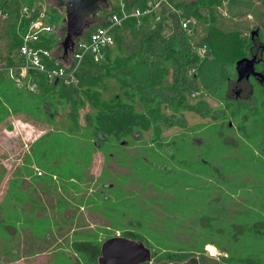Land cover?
<instances>
[{
	"label": "trees",
	"instance_id": "1",
	"mask_svg": "<svg viewBox=\"0 0 264 264\" xmlns=\"http://www.w3.org/2000/svg\"><path fill=\"white\" fill-rule=\"evenodd\" d=\"M0 1L9 11L0 30L9 54L21 44L29 21L19 20L21 4L37 0ZM125 1L128 7L145 4ZM172 1L209 26L199 39L208 46L205 58L177 25L163 37L151 13L115 28L114 44L102 60L87 54L75 86L48 82L42 74L40 91L33 94L0 74V125L12 131L9 117L45 125L8 180L0 159L1 258L54 252L60 264H74L72 256L80 264H99L102 242L121 230L120 236L141 241L153 258L163 241L180 245L168 248L178 254L159 256L168 261L211 243L227 254L226 264H264V38L252 37L247 45L241 36L216 30L221 0ZM64 17L63 7L48 0L43 21L52 30L41 31L36 46L60 54ZM252 56L262 77L238 80L236 61ZM193 91L200 92L192 96ZM187 111L208 120L188 125ZM174 127L175 134L164 135ZM99 153L103 160L95 171ZM33 165L44 173L38 176ZM190 182L192 192L208 198L206 207H180L175 219L167 216L173 212L160 214L161 220L143 213L156 190L179 191V183ZM94 205L102 213L90 210ZM172 227L178 233L167 236Z\"/></svg>",
	"mask_w": 264,
	"mask_h": 264
},
{
	"label": "built area",
	"instance_id": "2",
	"mask_svg": "<svg viewBox=\"0 0 264 264\" xmlns=\"http://www.w3.org/2000/svg\"><path fill=\"white\" fill-rule=\"evenodd\" d=\"M6 1L10 2L11 0ZM144 1L143 7H128L125 0H108L103 4L107 6V12L100 15L102 17L100 23L94 29L88 30L91 26L86 28L82 35L75 39L73 49L64 54L62 48L58 56L54 54L53 50L44 49L35 44L40 39L41 31L52 30V27L43 21L48 1L37 0L30 4H21L19 20L21 18L28 19V25L21 35V44L15 46L9 54L6 51V46H2L0 39V74L5 73L16 88L25 89L33 94L40 91L38 76L42 74L46 76L48 82L59 81L67 86H75L78 84L76 74L87 54H90L94 61L102 60L104 50L114 44L113 30L115 28L122 26L123 22L131 17H141L151 13L154 14V22H160V33L163 37L171 35L175 30V25H177L187 37L193 40L197 55L200 58L207 56V44L200 42L197 38L198 26L201 22L195 16L187 15L185 10L177 6L172 0ZM228 1L221 0L216 8L221 10L222 7L227 6ZM250 1L264 5V0ZM99 13L93 17H99ZM8 17L9 11L1 5L0 1V30L5 26ZM248 17L251 16L248 15ZM152 27H154L153 23ZM86 31H89L88 37ZM195 71L196 65L190 66L186 70L188 78L192 77ZM199 92L193 91L191 95L196 96ZM208 251L210 252V250Z\"/></svg>",
	"mask_w": 264,
	"mask_h": 264
},
{
	"label": "rangeland",
	"instance_id": "3",
	"mask_svg": "<svg viewBox=\"0 0 264 264\" xmlns=\"http://www.w3.org/2000/svg\"><path fill=\"white\" fill-rule=\"evenodd\" d=\"M49 1L50 2L55 1L61 7H63L59 3V0H49ZM184 1H188V0H184ZM104 7L107 8V6L101 5V7L98 11V13L100 12L99 17L94 18L92 16V17L88 18L87 29H88V27L91 26V28H89L88 30L94 29L96 27V25L100 23V20L102 19V17H100V15H102V13H103L102 12L103 10H101V9ZM63 9H64V7H63ZM215 11H216L217 19L214 22V26H215L214 28L216 30L222 31L224 35L227 36L228 34H230L231 36H241L240 38L243 41H246L247 45L250 43L252 37H255V39L264 38V5L256 4L250 0H229L226 7H222L221 10L215 8ZM248 15H250L251 17H248ZM208 28H209V26H207L206 24H203L201 22L198 26V37L197 38L201 39L202 37H205V35L207 34V31H208ZM255 29H257L258 32L256 35L252 36L251 32ZM232 32H236V33H232ZM191 100H190V102H193V100H195V99L191 98ZM207 102L211 106H217V100L215 98L207 97ZM83 114H84V110H81V115H83ZM184 115H185L186 123L188 125H196V124L204 123L208 120L205 118H201L198 114H196L195 112H192V111H187V112H185ZM8 122H11V124H13L14 128L12 131L11 130L6 131L5 126L0 125V159H1V157H3V158L7 157V158H9L8 162L10 161V164H11V162H13V160L16 159L15 161L18 162L19 164H21V159L23 156L22 152L23 151L25 152L26 150L29 149L31 141L41 133V130H39V127L45 129V125L37 123L36 124L37 127H36V126L28 123L27 121L23 122L22 120L14 118V117H9ZM58 122H59V120L57 121V123ZM178 130L179 129L176 127L166 129L164 131V135L171 136V135L175 134ZM2 145H4L6 148H8L9 151H11V152L8 151V154L5 155L4 152L2 151L4 148V147L2 148ZM20 157H21V159H20ZM102 160H103V157L101 156V153H99V155H97V157H95V162L93 164V167H94L93 169L95 171H97V169L100 170L99 167L102 164ZM32 168L38 176H41L44 173V171H42L41 169H39L35 165H33ZM9 169H12V168L10 167ZM38 172H42V174H38ZM189 185H190V187H189ZM178 189H179V191H171L169 189H165L164 191L163 190L162 191L156 190L154 193L155 196L150 197V199H152V198H154V199L149 202V207H145L143 209V213L146 214V212L149 211L152 216L157 217V219L161 220L162 217H158L160 214L165 215L169 212H173V214H169L167 216H169L171 219H175V218H178L179 216H181L180 210H179L180 207L184 208V210H187V211L190 209L192 204H194V205L198 204V207H200V206L206 207V205L204 203L207 201L208 198L201 196L200 193L192 192V190H194V188L192 186V182H190L189 184L188 183H179ZM90 191L91 190L89 189V192ZM186 193H187V195H186ZM184 197H186V198H184ZM235 198H237V197H235ZM163 201H166L168 203V206H164ZM227 203L231 204V205L235 204L234 201H230V200H227ZM228 208H230V207H228ZM93 209H97L101 213L103 211V208L99 207L98 205H94V206L90 207V210H93ZM80 210H82V209H80ZM92 212H94V214L98 218H100L101 220H105L104 218H102L100 216V213H96L95 211H92ZM114 216H117V214L114 213ZM150 222H153V221L150 220ZM151 228L157 230L158 227H155V224H153V226H151ZM111 230L114 231V229H111ZM177 230L178 229L176 227L168 228L165 231V234L167 236H171V235L177 234L178 233ZM120 231L116 230L115 236L120 235ZM164 239L165 238L162 237V240H164ZM159 245H161V247H162L161 248L158 246L159 249H156V253L159 256H168V254H171V253L174 255L178 254L175 251V249L172 251H169L168 248L179 247L180 246L179 244H176V243H173L170 241H163ZM64 247H65V245H64ZM208 247L210 249L212 248L211 251L214 250L212 246H208ZM202 251H204V249H202ZM0 252H1V234H0ZM214 252H215V250H214ZM179 254H183V253H179ZM159 256H158V258L151 257V260L147 264H151V263L157 264V262L166 260L164 258H159ZM176 256H178V255H176ZM57 257H59V256L56 255L54 252L39 253V254H36V255H33L30 257H26V258H24L18 262H12L9 264H60V262H59L60 260L57 261ZM72 258H73L72 262L74 264H80L77 257L72 256ZM190 261H191V259L188 260V264H191ZM180 262H178L177 264H179ZM218 262H219V264H223L224 260L220 259ZM0 264H2V263H0ZM158 264H160V263H158Z\"/></svg>",
	"mask_w": 264,
	"mask_h": 264
},
{
	"label": "water",
	"instance_id": "4",
	"mask_svg": "<svg viewBox=\"0 0 264 264\" xmlns=\"http://www.w3.org/2000/svg\"><path fill=\"white\" fill-rule=\"evenodd\" d=\"M107 0H59L65 11V36L62 40L64 54L73 49L75 39L82 35L88 26V18L95 16ZM252 31V36L257 34ZM256 57H242L236 61L237 79L252 76L262 77L255 70ZM99 264H142L151 260V251L141 241L120 235L104 240L101 244Z\"/></svg>",
	"mask_w": 264,
	"mask_h": 264
},
{
	"label": "crops",
	"instance_id": "5",
	"mask_svg": "<svg viewBox=\"0 0 264 264\" xmlns=\"http://www.w3.org/2000/svg\"><path fill=\"white\" fill-rule=\"evenodd\" d=\"M2 146L4 147L5 155H7L9 149L6 148L4 145H2ZM9 152H11V151H9ZM8 160H9V158H7V157L3 158L1 160V163L8 169V172H9L5 177L6 180H8V178L10 177V174H12L14 172L15 168L20 165L18 162L15 161L16 159L13 160V162H11V164H10V161L8 162ZM10 167L12 169H9ZM0 195H1V190H0ZM208 246H212L213 249L215 250V252L213 251L214 252L213 253L210 248H207ZM203 249H204V251H202V252L199 251V252L192 253L189 257H186V258L180 260L181 262L180 261L164 260V261L157 262V264L158 263H160V264H177L178 262H180L179 264H188V260H190V259H191V261L194 262V264H219L218 261L220 259L224 260V258L227 256L226 253L221 252L214 244H211V243L206 244ZM208 250H210V252ZM24 258H26V257H24ZM24 258L21 257L20 259H14L11 261L10 258H8V259L1 258V252H0V263H1V261H5L4 264H9L12 262H18ZM6 261H10V262H6ZM223 264H225V261L223 262Z\"/></svg>",
	"mask_w": 264,
	"mask_h": 264
},
{
	"label": "bare ground",
	"instance_id": "6",
	"mask_svg": "<svg viewBox=\"0 0 264 264\" xmlns=\"http://www.w3.org/2000/svg\"><path fill=\"white\" fill-rule=\"evenodd\" d=\"M207 248H209V247H207ZM212 249V248H211ZM214 250H212V252H213Z\"/></svg>",
	"mask_w": 264,
	"mask_h": 264
},
{
	"label": "flooded vegetation",
	"instance_id": "7",
	"mask_svg": "<svg viewBox=\"0 0 264 264\" xmlns=\"http://www.w3.org/2000/svg\"><path fill=\"white\" fill-rule=\"evenodd\" d=\"M257 71V70H256Z\"/></svg>",
	"mask_w": 264,
	"mask_h": 264
}]
</instances>
